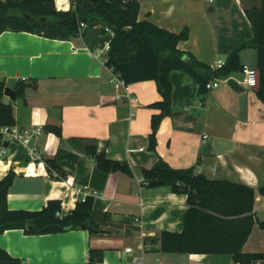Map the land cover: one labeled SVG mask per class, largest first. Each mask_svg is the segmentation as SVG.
Segmentation results:
<instances>
[{
    "label": "crops",
    "instance_id": "obj_1",
    "mask_svg": "<svg viewBox=\"0 0 264 264\" xmlns=\"http://www.w3.org/2000/svg\"><path fill=\"white\" fill-rule=\"evenodd\" d=\"M139 2V20L175 33L186 28L189 36L178 48L209 66L226 61L233 50L253 39L246 12L261 4V0ZM55 3L57 10L72 7V0ZM86 25L70 40L28 31L0 34V79L14 90L25 85L23 96L12 99L4 94L3 100L12 103L19 132H34L28 142L5 133L0 179L13 175L10 209L38 211L49 201L59 200L60 216L76 207L79 198L72 188L97 189L92 221L98 231L26 234L23 229H8L0 234V246L22 264H87L92 247L105 251L104 264H238L232 254L165 252L152 242L163 230L181 232L189 206L187 194L148 186L142 169L163 159L175 169L195 166L210 179L259 189L264 183V102L257 89L241 83L243 74L235 72L231 77L242 85L240 90L222 83L202 92L191 74L172 70L171 110L152 148V117L161 109L151 104L163 99L157 81L130 84L138 102L118 98L110 81L107 52L100 53L101 47L96 46L102 37L101 25ZM241 60L256 67L255 47H244ZM49 126L59 127L61 135ZM90 146L111 159L129 162L133 175L99 169L87 152ZM49 160L61 168L64 177L51 173ZM254 212L257 223L243 251L264 253L260 225L264 195H257Z\"/></svg>",
    "mask_w": 264,
    "mask_h": 264
},
{
    "label": "trees",
    "instance_id": "obj_2",
    "mask_svg": "<svg viewBox=\"0 0 264 264\" xmlns=\"http://www.w3.org/2000/svg\"><path fill=\"white\" fill-rule=\"evenodd\" d=\"M139 0H72V7L57 10L55 0H0V34L6 30L28 31L35 34L70 40L81 34V23L90 27L101 25L102 37L96 46L103 47L107 40L106 64L120 74L128 84L156 80L163 99L151 104L161 109L152 117L151 147L157 145V133L163 118L171 110L172 83L170 73L180 69L191 74L201 84L202 92L212 77H228L241 72L244 64L241 51L252 45L257 51L256 68L259 72L257 95L264 102V0L259 8L246 12L251 21L254 37L231 52L226 64L217 70L198 60L195 55L178 48L188 38L185 28L180 33L157 26L149 20H139ZM107 28L110 31H107ZM6 83L0 79V147L5 144V127L15 126L12 103L3 100ZM16 96H23L25 85L16 86ZM49 130L61 135L57 126ZM99 169L133 175L129 162L111 159L96 146L87 148ZM51 173L65 174L59 166L48 161ZM142 176L150 187L166 186L173 192L187 194L189 211L181 232L163 230L152 242L161 250L176 253L232 254L238 264L264 261V253L243 251L257 218L254 212L256 197L264 195V183L259 189L230 181L214 180L197 168L175 169L160 159L151 168H143ZM13 182L10 173L0 179V234L8 229H23L26 234L59 233L74 229L98 231L92 221L94 196L78 200L74 210L60 216L62 204L51 200L38 211L13 210L8 205V194ZM264 228V221L260 222ZM105 251L91 248L87 264H104ZM0 264H22L0 246Z\"/></svg>",
    "mask_w": 264,
    "mask_h": 264
},
{
    "label": "built area",
    "instance_id": "obj_3",
    "mask_svg": "<svg viewBox=\"0 0 264 264\" xmlns=\"http://www.w3.org/2000/svg\"><path fill=\"white\" fill-rule=\"evenodd\" d=\"M213 1V0H209ZM87 26L85 22L81 23V27ZM107 31H110V29L107 28ZM110 49V41L107 40L103 47L99 49L100 53L107 52ZM226 64L225 60H218L215 62L211 67L214 70H217L219 68H222ZM112 76L110 78V81L114 84L115 88L118 90V98L127 97L131 99L132 102H138V98L132 94L130 84H128L125 79L118 73L114 72L112 68ZM244 78L241 81V83L245 84L246 86L250 88H255L259 85V72L256 67H251L248 65H244L243 70L241 71ZM231 76L228 77H212L207 83H206V90L211 91L212 89L220 86L222 83H228L229 79H231ZM124 90L125 93H121L120 91ZM5 133H12L15 136H18L20 138H23L25 142H28L30 138L33 135V131L25 130L23 134L19 132V130L16 128V126H12L11 128L5 127L3 129ZM208 135L205 134L204 138H206ZM73 193L79 198V200H85L88 196H96L99 191L97 189H93L89 186H78L72 188Z\"/></svg>",
    "mask_w": 264,
    "mask_h": 264
},
{
    "label": "water",
    "instance_id": "obj_4",
    "mask_svg": "<svg viewBox=\"0 0 264 264\" xmlns=\"http://www.w3.org/2000/svg\"><path fill=\"white\" fill-rule=\"evenodd\" d=\"M19 1H24V0H19ZM228 85H230L234 90H237V91L242 88V85L234 78L229 79ZM255 88L258 89V86H256ZM4 94L9 96L12 99L16 98V91L9 86H6L4 90Z\"/></svg>",
    "mask_w": 264,
    "mask_h": 264
},
{
    "label": "rangeland",
    "instance_id": "obj_5",
    "mask_svg": "<svg viewBox=\"0 0 264 264\" xmlns=\"http://www.w3.org/2000/svg\"><path fill=\"white\" fill-rule=\"evenodd\" d=\"M239 77L243 78V76H239Z\"/></svg>",
    "mask_w": 264,
    "mask_h": 264
}]
</instances>
